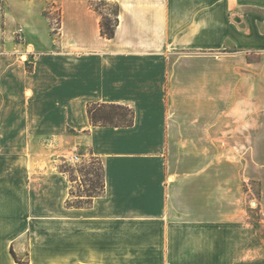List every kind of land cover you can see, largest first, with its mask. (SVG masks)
Here are the masks:
<instances>
[{
	"label": "crops",
	"instance_id": "obj_1",
	"mask_svg": "<svg viewBox=\"0 0 264 264\" xmlns=\"http://www.w3.org/2000/svg\"><path fill=\"white\" fill-rule=\"evenodd\" d=\"M97 1L0 0V264H260L211 151L261 147L264 0H114L111 36ZM101 106L130 123L92 122ZM62 150L100 161L87 203Z\"/></svg>",
	"mask_w": 264,
	"mask_h": 264
},
{
	"label": "rangeland",
	"instance_id": "obj_2",
	"mask_svg": "<svg viewBox=\"0 0 264 264\" xmlns=\"http://www.w3.org/2000/svg\"><path fill=\"white\" fill-rule=\"evenodd\" d=\"M95 7L100 11L102 19L110 23H114V14L116 5L114 0L97 1ZM52 22L57 25L58 9L54 8L51 14ZM224 54L231 66L236 67L238 62L243 61L237 53L228 51ZM216 55V54H214ZM218 55V54H217ZM25 55H22V59ZM247 60L259 61V54L247 55ZM261 60H264L261 59ZM237 69L230 70V79L235 83ZM264 98V90H262V99ZM235 109L236 105L230 102V112ZM129 110L125 106H101L96 107L94 114L101 117L103 121H112L113 123H124L129 119ZM249 118H242L240 124H248ZM238 118L232 113L228 117V127L232 130L233 125H237ZM231 135V133H230ZM227 146L222 149H213V156H222L228 158V166L223 168L220 165L213 164L212 170L214 174L220 177V173L225 174L229 180V218L230 222L239 220V222L255 225L257 232L261 237L259 248L253 251L252 245H246L244 252L246 256H252L253 253L258 257L260 255V264H264V99L262 100L261 111V147L242 149L237 146L234 139H231ZM209 150H203L202 152ZM63 153V154H62ZM58 157V167L68 177L71 190L72 203H85L89 196L98 193L102 186V169L100 161L86 153L80 161L73 162L70 158L72 154L62 150ZM213 157V158H214ZM217 181L214 180V185ZM249 234L246 233V237ZM243 247V246H241Z\"/></svg>",
	"mask_w": 264,
	"mask_h": 264
},
{
	"label": "trees",
	"instance_id": "obj_3",
	"mask_svg": "<svg viewBox=\"0 0 264 264\" xmlns=\"http://www.w3.org/2000/svg\"><path fill=\"white\" fill-rule=\"evenodd\" d=\"M115 22L116 21H114V23H110L109 21L105 22L103 19H101V23H100L101 34L102 35H106V36H111L113 34V32H114ZM88 112H89L91 121L94 122V123H97V122H100V123H113L112 121H103L101 117L96 116L94 114V112H92L91 107L88 108ZM127 123H130V118L127 121L124 122V124H127ZM101 189H102V186H101ZM90 196H92V195H90ZM67 203L68 204H83L81 202L72 203L71 200H68ZM85 203H87V202H85Z\"/></svg>",
	"mask_w": 264,
	"mask_h": 264
},
{
	"label": "built area",
	"instance_id": "obj_4",
	"mask_svg": "<svg viewBox=\"0 0 264 264\" xmlns=\"http://www.w3.org/2000/svg\"><path fill=\"white\" fill-rule=\"evenodd\" d=\"M73 162H78L80 161V156L78 154H72L70 158Z\"/></svg>",
	"mask_w": 264,
	"mask_h": 264
},
{
	"label": "water",
	"instance_id": "obj_5",
	"mask_svg": "<svg viewBox=\"0 0 264 264\" xmlns=\"http://www.w3.org/2000/svg\"><path fill=\"white\" fill-rule=\"evenodd\" d=\"M234 20L235 21H239V18L236 16V17H234Z\"/></svg>",
	"mask_w": 264,
	"mask_h": 264
}]
</instances>
